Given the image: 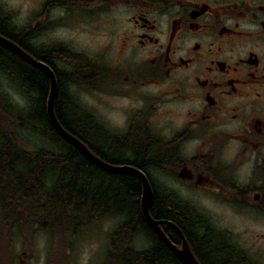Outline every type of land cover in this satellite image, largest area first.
I'll return each instance as SVG.
<instances>
[{"label": "flooded vegetation", "instance_id": "obj_1", "mask_svg": "<svg viewBox=\"0 0 264 264\" xmlns=\"http://www.w3.org/2000/svg\"><path fill=\"white\" fill-rule=\"evenodd\" d=\"M26 2L22 14L21 5L0 0L1 35L47 64L56 80L72 73L77 90L128 99L117 128L98 127L90 113L92 131L107 137L108 162L136 166L149 181L182 182L264 228V0ZM69 17L89 39L78 36L72 46L55 33ZM171 192L170 209L185 226L149 207L150 214L179 227L199 264H260L229 229ZM160 226L182 246L174 226Z\"/></svg>", "mask_w": 264, "mask_h": 264}, {"label": "trees", "instance_id": "obj_2", "mask_svg": "<svg viewBox=\"0 0 264 264\" xmlns=\"http://www.w3.org/2000/svg\"><path fill=\"white\" fill-rule=\"evenodd\" d=\"M56 76L61 91L54 103L56 117L95 154L112 161L105 151L106 145L101 149L95 143L94 136L103 133L92 131L91 114L76 103L65 84V80L67 84L70 80L77 82V76ZM9 85L23 94L26 107L11 100L6 89ZM48 87L43 70L0 42V213L21 230L39 226L53 234L73 231L77 225L101 214H118L123 221L110 233L105 264H180L173 261L169 248L140 213L138 178L133 174L109 173L91 163L52 126L45 106ZM25 132L38 136L49 146L45 142L31 144ZM93 181H100V191H91ZM150 183L151 213L184 227L183 216L170 209L171 203H175L169 196L171 189L158 188L155 181ZM109 191L112 197L108 196ZM135 234L145 237L149 246L133 247Z\"/></svg>", "mask_w": 264, "mask_h": 264}, {"label": "rangeland", "instance_id": "obj_3", "mask_svg": "<svg viewBox=\"0 0 264 264\" xmlns=\"http://www.w3.org/2000/svg\"><path fill=\"white\" fill-rule=\"evenodd\" d=\"M12 1L21 5L22 14L26 12L27 0ZM77 31L78 28L73 26L71 17L63 19L55 29V33L61 38L68 39L65 41L72 46L76 45L74 43L78 36L84 39L90 38L89 36H80ZM41 40H45V38ZM65 84L76 103L80 104L81 107L83 106L82 108L88 113L93 114L102 127L110 129L120 124L126 112L127 98L121 95H106L105 92L90 87L89 89L77 90L73 87L71 80L69 84L65 80ZM6 89L14 103L19 107H26L27 100L22 93L10 85ZM24 135L26 140L33 145H41L45 142L36 135L27 132ZM94 138L97 145H106L107 137L105 134L95 135ZM45 145L49 146L46 142ZM99 182L93 181L91 191L97 189L98 185L102 186ZM155 183L158 184V188H173L182 197L193 201L196 207L209 214L213 223L229 229L246 250L257 256L260 264H264V238L261 236L262 233L264 234L263 227L258 224L255 225L248 217L240 218L228 208V204L223 200L211 198L204 193H195L182 182L155 181ZM108 196H113L110 191ZM122 221L123 218L118 214H101L86 224L77 225L73 231L63 234H53L37 226L34 228L24 227L22 228L24 230L20 231L22 236L20 241L17 237L18 226L10 219L4 218L0 213V264H14V257L17 255H20L17 256V263L20 264H105L104 259L109 249L110 233ZM146 240L145 237L135 234L132 238V246L139 249L145 248L149 246V242Z\"/></svg>", "mask_w": 264, "mask_h": 264}, {"label": "water", "instance_id": "obj_4", "mask_svg": "<svg viewBox=\"0 0 264 264\" xmlns=\"http://www.w3.org/2000/svg\"><path fill=\"white\" fill-rule=\"evenodd\" d=\"M0 42L18 53L22 56L25 60L31 63L33 66L40 68L43 70L49 79V88L48 93L46 96V112L48 118L55 128V130L61 135L64 139L68 142L73 144L78 148V150L93 164L99 166L100 168L108 171L109 173H133L140 179V195H139V204L142 215L144 216L145 220L154 228V230L159 234L162 240L172 249L183 261L184 264H199L193 253L188 247L187 241L179 229V227L173 223L169 219H156L152 217L149 211V207L153 201V188L151 186L150 181L148 180L144 171L140 168L130 165V164H113L105 159L101 158L97 154H95L87 144L82 141L78 136L71 133L66 129L58 120L54 110V100L57 92V80L53 70L44 62L34 58L30 53L20 47L18 44L13 42L12 40L8 39L7 37L0 34ZM169 223L176 228L178 233L182 238V246L177 247L166 235L163 229L160 226V223Z\"/></svg>", "mask_w": 264, "mask_h": 264}, {"label": "bare ground", "instance_id": "obj_5", "mask_svg": "<svg viewBox=\"0 0 264 264\" xmlns=\"http://www.w3.org/2000/svg\"><path fill=\"white\" fill-rule=\"evenodd\" d=\"M69 131V130H68ZM72 133V132H71ZM74 134V133H73Z\"/></svg>", "mask_w": 264, "mask_h": 264}]
</instances>
